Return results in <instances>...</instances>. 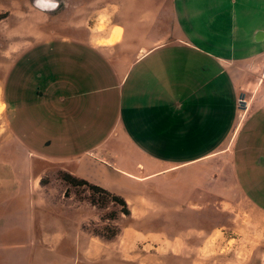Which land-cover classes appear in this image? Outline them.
<instances>
[{
    "label": "rangeland",
    "instance_id": "1",
    "mask_svg": "<svg viewBox=\"0 0 264 264\" xmlns=\"http://www.w3.org/2000/svg\"><path fill=\"white\" fill-rule=\"evenodd\" d=\"M52 1L57 3L53 10H42L34 5V0H0L1 108L3 105L0 111V200L15 173L26 171L32 180L39 173L43 197L51 206H57L47 211L49 216L57 218L63 211L66 218L92 219L85 223L84 229L93 237L96 234L109 237L105 228L114 231L115 237L122 228L131 225L139 229L142 226L161 229L163 234L157 231L143 241L140 239V244L127 235L117 241L123 257L131 259L134 253H139L130 264H264V214L252 208L237 190H232L225 179L223 165L216 183L218 196H204L202 205L195 207L185 204L174 207L171 212L155 211L134 224L120 214V207L108 197L86 186L73 187L62 182L59 171L77 166L74 163L78 160L73 164L65 160L99 155L101 143L116 123L114 96L93 93L113 80L110 64L106 65L84 45L85 40L101 42V35L97 33L99 26L105 32L111 24H118L125 29L126 37L152 38L164 46H176L180 54L162 48L155 56L160 61L170 60L172 65H196L215 59L227 60L233 45L235 57L255 55L264 48V41H255L257 30L264 31V0ZM63 38L69 43L52 42ZM40 44L51 46L52 51L31 52L25 58V67L32 68L19 70L17 65L16 71L8 76L7 70L17 60L19 51ZM70 48L78 49V54H73ZM187 48L202 49L209 58L196 53L187 59L180 56L188 55L184 52ZM70 79L76 82L73 87L69 85ZM17 85L27 86V90L23 87L18 90ZM45 88L47 96H37V91L43 92ZM74 92L81 98L72 116L68 103L57 102V98L75 97ZM24 98L28 103L34 101L33 105H28L24 116L19 111L11 115L4 105L5 99L18 104ZM219 134L221 138L225 133ZM13 138L24 145L26 159L12 144ZM39 157L45 161L35 159ZM104 158L110 159L107 155ZM86 164L84 160L77 166L85 177L101 184L106 182L107 187H116L125 193L133 191L132 183L118 179L113 170L104 168L102 171L100 165H93L94 169L89 170ZM239 177L245 175L240 173ZM92 199L96 207L91 204ZM66 203L72 210H62ZM112 214H116V220L107 221ZM111 253L107 251L106 260L100 263L114 264Z\"/></svg>",
    "mask_w": 264,
    "mask_h": 264
},
{
    "label": "crops",
    "instance_id": "2",
    "mask_svg": "<svg viewBox=\"0 0 264 264\" xmlns=\"http://www.w3.org/2000/svg\"><path fill=\"white\" fill-rule=\"evenodd\" d=\"M115 27L121 30L118 41L106 44ZM97 33L103 43L85 40L84 45L106 65L110 64L113 80L93 93L114 96L116 123L101 143L99 155H82L65 162L73 164L78 160L74 163L78 166L86 160L89 170L94 169L93 165H100L102 171L113 170L118 179L132 183L133 191L125 193L107 187L106 182L91 180L77 166L59 171L123 198L137 223L155 211L171 212L185 204L195 207L203 202L204 196H218L216 183L223 165L232 190H237L252 208L264 214V48L255 55L235 57L233 45L227 60L172 65L170 60L160 61L155 55L162 48L180 54L176 46H164L152 38L126 37L125 29L118 24ZM255 41H264L262 28L257 30ZM52 42L69 43L65 38ZM187 49L184 52L188 55L180 56L187 59L199 54L209 58L202 49ZM37 50L45 54L52 51L45 44L20 50L7 70L8 76L17 65L19 70H30L32 66L25 67V58ZM69 50L78 54L76 48ZM70 80L73 87L76 82ZM21 87L17 85L18 90ZM3 93L4 96L5 84ZM74 94L75 97L57 98V102L68 103L71 115L81 98L77 92ZM37 96L45 98L46 88L37 91ZM240 96L247 102L245 112L237 108ZM22 101L12 104L5 99L4 105L11 115L19 111L24 116L34 101L28 103L25 98ZM220 132L225 133L221 138ZM13 139L12 144L26 159L24 145ZM106 155L110 159H105ZM240 173L245 177L240 178ZM39 178L37 173L32 180L24 171L15 173L8 182L9 188L0 200V264H101L107 251L112 252L114 264H124L133 262L139 253H134L131 259L123 257L122 247L117 245L120 238L127 235L140 244V239L157 234L140 231L150 226L139 229L132 225L122 228L112 242H105L84 229L85 223L92 219H67L63 211L57 218L50 217L47 211L57 206H51L43 197ZM66 205L62 210H72L70 204Z\"/></svg>",
    "mask_w": 264,
    "mask_h": 264
},
{
    "label": "trees",
    "instance_id": "3",
    "mask_svg": "<svg viewBox=\"0 0 264 264\" xmlns=\"http://www.w3.org/2000/svg\"><path fill=\"white\" fill-rule=\"evenodd\" d=\"M60 180L68 185H71L73 187H78V186H86L88 187L92 192L94 193H98V194H101L105 197H108L110 199V201L115 204L116 206H119L120 207V214L124 215L125 217L127 218H130V221H131V224L134 223V221L132 220L131 218V214H130V211H129V208H128V205L127 203L123 200V198L117 196V195H114V194H111L109 193L108 191L98 187V186H95V185H92L90 183H88L87 181L85 180H82V179H78L68 173H65V172H61L60 173ZM91 204L96 207V202L95 200H91ZM107 221H114L116 220V214H112V216H109V218H106ZM132 226V225H131ZM105 231L107 234H110L109 237H106V236H103V235H97L96 234V238L98 237L99 239L105 241V242H112L116 237V233L114 231H111L109 230L108 228H105ZM118 231V230H117ZM140 231H142L143 233H146L148 231H161V229L157 228V227H153V228H149V229H141ZM162 232V231H161ZM172 232V231H170ZM124 264H130L129 262H126Z\"/></svg>",
    "mask_w": 264,
    "mask_h": 264
},
{
    "label": "bare ground",
    "instance_id": "4",
    "mask_svg": "<svg viewBox=\"0 0 264 264\" xmlns=\"http://www.w3.org/2000/svg\"><path fill=\"white\" fill-rule=\"evenodd\" d=\"M54 4H55L54 1L49 0V2L46 3V6L47 7H54L55 6ZM102 29H103L102 26H99L97 30H98V32H100ZM120 34H121L120 28L115 27L112 31V35H111L110 39L108 41H105V43L106 44H113V43L117 42L119 37H120ZM101 43L102 42H99V44H101ZM1 110H2V108L0 105V111Z\"/></svg>",
    "mask_w": 264,
    "mask_h": 264
},
{
    "label": "water",
    "instance_id": "5",
    "mask_svg": "<svg viewBox=\"0 0 264 264\" xmlns=\"http://www.w3.org/2000/svg\"><path fill=\"white\" fill-rule=\"evenodd\" d=\"M47 2H49V0H34V5L42 10H53L57 6V3L54 2V7H47Z\"/></svg>",
    "mask_w": 264,
    "mask_h": 264
},
{
    "label": "built area",
    "instance_id": "6",
    "mask_svg": "<svg viewBox=\"0 0 264 264\" xmlns=\"http://www.w3.org/2000/svg\"><path fill=\"white\" fill-rule=\"evenodd\" d=\"M246 106H247L246 99L243 98L242 96H240L238 98V101H237V108H238V110L245 112L246 109H247Z\"/></svg>",
    "mask_w": 264,
    "mask_h": 264
}]
</instances>
